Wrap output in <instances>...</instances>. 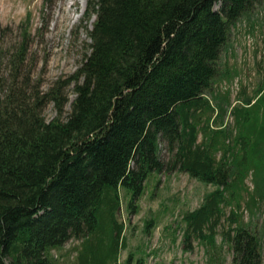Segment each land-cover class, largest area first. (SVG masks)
I'll list each match as a JSON object with an SVG mask.
<instances>
[{
  "label": "trees",
  "instance_id": "trees-1",
  "mask_svg": "<svg viewBox=\"0 0 264 264\" xmlns=\"http://www.w3.org/2000/svg\"><path fill=\"white\" fill-rule=\"evenodd\" d=\"M261 1L87 0L89 51L46 90L24 25L0 82V264H55L51 251L70 238L80 240L77 264H117L121 190L134 209L152 173L174 170L212 185L182 219L186 237L215 245L222 206L238 204L264 163V74L230 108L232 125L223 123L229 91L214 92L232 77L219 64L232 27ZM50 102L57 116L47 121ZM262 185L253 186L255 204H264ZM231 223L233 264H264V226L258 234Z\"/></svg>",
  "mask_w": 264,
  "mask_h": 264
},
{
  "label": "rangeland",
  "instance_id": "rangeland-1",
  "mask_svg": "<svg viewBox=\"0 0 264 264\" xmlns=\"http://www.w3.org/2000/svg\"><path fill=\"white\" fill-rule=\"evenodd\" d=\"M86 10L87 0H0V82L7 75V52L20 38L26 23L30 29L28 60L33 75L41 78L42 88L46 90L56 79L73 74L89 51L88 31L94 16L88 17ZM219 64L222 68L229 66L232 72L230 79L221 77L214 85L216 93L229 91L223 123L232 125L230 108L242 102V91L252 96L264 74V0L232 27ZM66 93L64 116L70 112L75 96L73 84ZM43 116L47 121L56 118L52 102L43 108ZM163 147L165 158L167 152ZM258 165L260 168L253 167L245 178L246 190L241 192L238 204L232 201L222 206L213 247L197 233L186 237L182 219L201 203L212 185L178 170L152 173L143 193L135 200L134 209L128 208V194L121 190L119 218L124 224V241L117 264H233V251L226 239L229 226L236 225L232 220L237 218L258 234L264 226V204L251 200L255 183L258 190L263 187L264 163ZM260 242L264 259V232ZM79 247L80 240L70 238L50 254L55 264H77Z\"/></svg>",
  "mask_w": 264,
  "mask_h": 264
}]
</instances>
